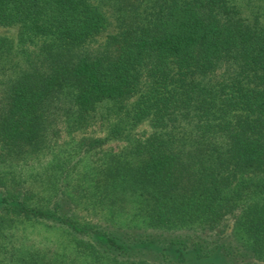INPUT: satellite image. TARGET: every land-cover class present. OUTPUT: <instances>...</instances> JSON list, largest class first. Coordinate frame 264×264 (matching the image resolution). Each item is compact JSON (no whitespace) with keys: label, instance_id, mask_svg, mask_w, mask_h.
I'll use <instances>...</instances> for the list:
<instances>
[{"label":"trees","instance_id":"16d2710c","mask_svg":"<svg viewBox=\"0 0 264 264\" xmlns=\"http://www.w3.org/2000/svg\"><path fill=\"white\" fill-rule=\"evenodd\" d=\"M0 26L19 27L23 50L40 43L0 99V164L46 147L64 113L84 124L106 102L137 97L109 138L145 120L155 128L137 162L111 157L92 193L115 211L133 205L142 226L121 225L116 212L87 219L62 189L47 199L16 169L0 171L4 261L264 264V23L239 0H159L102 53L86 46L109 18L89 0H0ZM15 47L0 36V62ZM26 221L61 229L73 252L16 255L6 232Z\"/></svg>","mask_w":264,"mask_h":264},{"label":"rangeland","instance_id":"374dc122","mask_svg":"<svg viewBox=\"0 0 264 264\" xmlns=\"http://www.w3.org/2000/svg\"><path fill=\"white\" fill-rule=\"evenodd\" d=\"M89 1L105 11L109 18L107 30L86 46L87 51L92 53L105 51L111 36L117 35L132 22L149 19L159 7V0ZM239 1L249 19L252 21L258 19L264 23L263 1ZM18 32L17 26H0V36L14 39L16 46L11 57L0 62V99L9 77L16 75L21 67H26L28 59H36L39 55V41L26 44V50H23L24 47L19 43ZM136 99L137 97L122 102L123 107L121 103H103L84 124L73 123V115L64 113L58 123L47 131L46 147L27 155L18 163L14 162L11 165L7 163L8 166L5 163L0 164V171L16 169L18 178L22 181L21 185L27 182V185L37 192L42 190L47 199L58 192L62 194V189L63 195L74 199L72 205L87 219L99 222L108 219L113 212H116L121 225L132 223L142 226L143 219L136 215L133 205L129 209L115 211L110 205L98 203L92 194L96 175L108 166L111 157L137 162L136 145L155 131L152 122L145 120L130 131L109 138L119 120L118 115L132 107ZM67 105L71 106L72 101ZM6 236L7 246H11L16 255L37 250L67 255L73 252L71 243L61 229L43 223L32 221L17 223L7 230ZM2 252H0V264H9V260L4 261L5 254ZM11 261L10 264H16V260Z\"/></svg>","mask_w":264,"mask_h":264}]
</instances>
